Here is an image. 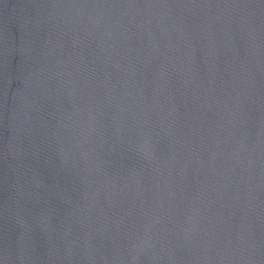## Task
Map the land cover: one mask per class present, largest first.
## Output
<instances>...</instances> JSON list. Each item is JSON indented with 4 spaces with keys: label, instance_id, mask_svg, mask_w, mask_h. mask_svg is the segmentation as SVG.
<instances>
[{
    "label": "water",
    "instance_id": "1",
    "mask_svg": "<svg viewBox=\"0 0 264 264\" xmlns=\"http://www.w3.org/2000/svg\"><path fill=\"white\" fill-rule=\"evenodd\" d=\"M0 264H264V0H0Z\"/></svg>",
    "mask_w": 264,
    "mask_h": 264
}]
</instances>
